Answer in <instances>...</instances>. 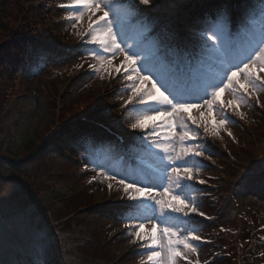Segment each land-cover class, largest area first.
Returning a JSON list of instances; mask_svg holds the SVG:
<instances>
[{
    "label": "rangeland",
    "instance_id": "374dc122",
    "mask_svg": "<svg viewBox=\"0 0 264 264\" xmlns=\"http://www.w3.org/2000/svg\"><path fill=\"white\" fill-rule=\"evenodd\" d=\"M197 1L139 5L143 11L128 24L129 34L136 36L137 20H147L153 37L175 32L182 45L193 48L203 23L191 22L188 8ZM113 3L119 6L125 0ZM62 4L71 0H0V19L9 22L0 33V45L27 24L38 27L46 39L39 41L46 55L41 68L28 57L14 78L0 79V259L6 264H150L140 242L133 243L136 237L129 234L137 222L120 219L124 205L133 202L115 181L99 175V168L92 170V161L117 174L153 164L139 142L127 135L138 116L135 111L125 114L122 107L131 95L128 82L115 72L110 77L89 55L87 49L93 46L82 43L78 34L87 30L88 14L77 23L69 19L70 11L59 9ZM253 5L247 11L259 14L261 5ZM253 13L244 22L258 32L264 17ZM250 95L237 109L227 106L229 92L221 94L232 122L215 133L211 121L221 119L218 111L208 115L206 108L191 110L201 124L203 111L208 122V131L198 129L207 151L197 158L202 165L194 174V183H206L196 184L193 193L205 216H193L196 234L202 237L194 242L198 252H186L188 260L177 258L176 264H264V188L240 183L245 172L264 159V91L250 90ZM81 117L105 120L125 135L134 163L120 159L119 147L105 133L83 122L72 124ZM93 134L95 143L87 150L82 140Z\"/></svg>",
    "mask_w": 264,
    "mask_h": 264
},
{
    "label": "snow or ice",
    "instance_id": "6c2138e0",
    "mask_svg": "<svg viewBox=\"0 0 264 264\" xmlns=\"http://www.w3.org/2000/svg\"><path fill=\"white\" fill-rule=\"evenodd\" d=\"M151 3L133 0L128 4L125 0L114 6L113 0H71L70 5L60 7L70 11L69 19L77 23L88 14L87 30L78 33L82 43L93 46L87 49L89 55L110 77L115 72L128 82L131 95L122 107L125 114L135 111L138 116L127 135L153 160L147 168L122 174L109 173L104 165L92 161V170L99 168L98 174L115 181L133 202L124 205L120 219L137 222L129 234L136 237L133 243L140 242L150 264H176L177 258L188 260L186 252H198L194 242L202 237L196 234L193 216H205L193 193L198 191L196 184L206 183L203 179L194 183V174L202 165L197 158L207 151L198 129L203 126L208 131V122L203 111L201 124L191 110L206 108L208 115L218 111L221 119L211 121L215 133L232 122L220 99L222 93L229 92L232 99L227 106L238 109L249 102L250 90L264 91V28L257 32L242 19L240 31L247 39L239 40L240 31H233L230 12L220 8L204 19L193 48L182 45L175 32L165 30L153 37V26L147 20H137V34L130 35L128 24L143 11L139 5ZM260 15L264 17V0ZM118 56L122 59L114 64ZM256 103L260 104L259 95ZM119 139L123 141V136ZM240 183L264 188V159L252 165ZM108 187L111 190L112 184ZM146 223L152 225L150 229ZM0 264L6 261L0 259Z\"/></svg>",
    "mask_w": 264,
    "mask_h": 264
},
{
    "label": "trees",
    "instance_id": "16d2710c",
    "mask_svg": "<svg viewBox=\"0 0 264 264\" xmlns=\"http://www.w3.org/2000/svg\"><path fill=\"white\" fill-rule=\"evenodd\" d=\"M233 1L234 0H198L196 4L188 8L191 22L201 23L210 13L214 15L220 8H227L232 16ZM237 1L241 6H248L249 0ZM259 2L261 3V0ZM5 21V19H0V33L7 30L6 24L9 22ZM32 23L36 22L32 20ZM16 31L12 33L8 41L0 45V79L4 76L6 81H8V77L14 78L15 69L18 70L24 67L23 62L28 57L34 59V63L38 65L41 55L40 51L42 47H44L39 45V41L44 38L43 33L38 27L27 24L22 27H17ZM2 103V96L0 95V107ZM87 141L88 140L84 141V143H87Z\"/></svg>",
    "mask_w": 264,
    "mask_h": 264
}]
</instances>
